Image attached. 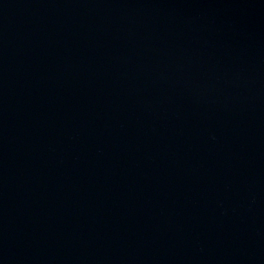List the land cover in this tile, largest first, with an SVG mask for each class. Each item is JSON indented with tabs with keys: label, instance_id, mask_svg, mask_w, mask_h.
Wrapping results in <instances>:
<instances>
[{
	"label": "water",
	"instance_id": "water-1",
	"mask_svg": "<svg viewBox=\"0 0 264 264\" xmlns=\"http://www.w3.org/2000/svg\"><path fill=\"white\" fill-rule=\"evenodd\" d=\"M0 264H264V0H0Z\"/></svg>",
	"mask_w": 264,
	"mask_h": 264
}]
</instances>
